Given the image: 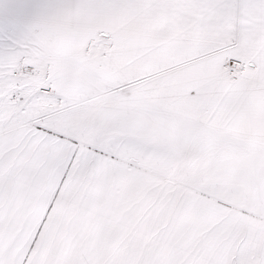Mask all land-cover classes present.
<instances>
[{
    "label": "snow or ice",
    "instance_id": "6c2138e0",
    "mask_svg": "<svg viewBox=\"0 0 264 264\" xmlns=\"http://www.w3.org/2000/svg\"><path fill=\"white\" fill-rule=\"evenodd\" d=\"M0 264H264V0H0Z\"/></svg>",
    "mask_w": 264,
    "mask_h": 264
}]
</instances>
